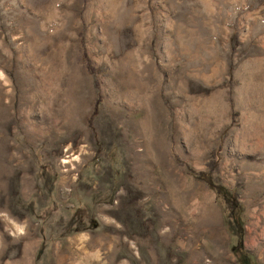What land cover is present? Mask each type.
<instances>
[{
	"label": "rangeland",
	"instance_id": "rangeland-1",
	"mask_svg": "<svg viewBox=\"0 0 264 264\" xmlns=\"http://www.w3.org/2000/svg\"><path fill=\"white\" fill-rule=\"evenodd\" d=\"M0 264H264V0H0Z\"/></svg>",
	"mask_w": 264,
	"mask_h": 264
},
{
	"label": "bare ground",
	"instance_id": "bare-ground-1",
	"mask_svg": "<svg viewBox=\"0 0 264 264\" xmlns=\"http://www.w3.org/2000/svg\"><path fill=\"white\" fill-rule=\"evenodd\" d=\"M151 151V150H150ZM31 245V244H30Z\"/></svg>",
	"mask_w": 264,
	"mask_h": 264
}]
</instances>
